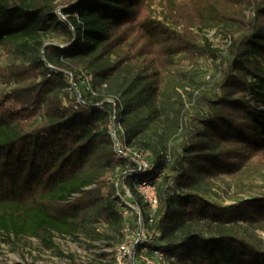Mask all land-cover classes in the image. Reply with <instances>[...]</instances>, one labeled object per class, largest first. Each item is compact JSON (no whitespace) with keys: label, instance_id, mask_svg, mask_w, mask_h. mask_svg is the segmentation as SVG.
Returning a JSON list of instances; mask_svg holds the SVG:
<instances>
[{"label":"trees","instance_id":"1","mask_svg":"<svg viewBox=\"0 0 264 264\" xmlns=\"http://www.w3.org/2000/svg\"><path fill=\"white\" fill-rule=\"evenodd\" d=\"M208 29L225 50L197 38ZM1 56V234L58 249L55 235L98 239L102 225L117 246L130 203L166 264H264V193L210 195L218 177L264 168V0H0ZM204 59L217 72L199 82ZM114 108L150 170L116 156ZM142 180L155 183L151 216Z\"/></svg>","mask_w":264,"mask_h":264},{"label":"rangeland","instance_id":"2","mask_svg":"<svg viewBox=\"0 0 264 264\" xmlns=\"http://www.w3.org/2000/svg\"><path fill=\"white\" fill-rule=\"evenodd\" d=\"M151 18L155 20H163L165 9L158 2L150 4ZM199 40L207 39L214 47L221 50L227 48V39L224 34L216 29L205 30L204 33L195 31ZM7 58L1 56L0 67L5 64ZM199 75L197 81L208 80L209 77L217 72L216 63L210 59H204L200 62ZM191 70L190 66L182 65L177 71ZM9 90V87L0 81V96ZM185 100L188 101L187 94H183ZM8 101L4 103L6 106ZM144 136H149L145 134ZM260 161L264 164V150L260 155ZM210 186L211 197L222 204H231L241 198H247L259 193H264V168L253 173L250 178H238L222 175L212 181ZM126 199V198H125ZM130 220H134V216H130ZM98 230L106 233L108 236L100 235L98 239H90L80 236L79 240H74L68 236L53 237L55 247L45 246L38 237L20 235L17 237L6 236L0 233V264H18L23 262H35L37 264H89L90 262L109 261L113 258L116 243L109 236H116L114 232L106 229L102 225H98ZM256 234L264 240V230H256ZM61 254H60V253ZM68 256H71L69 258Z\"/></svg>","mask_w":264,"mask_h":264},{"label":"built area","instance_id":"3","mask_svg":"<svg viewBox=\"0 0 264 264\" xmlns=\"http://www.w3.org/2000/svg\"><path fill=\"white\" fill-rule=\"evenodd\" d=\"M109 134L113 140V147L116 156L132 162L137 170H150L152 165L148 160V152L134 149L123 141V128L116 119V109H113L109 123ZM136 191L146 204L149 215L154 212L157 205L156 188L153 181L142 180L135 184ZM125 189V198H131L129 190ZM127 203V202H125ZM129 207L123 208V217L126 224L123 227V239L115 247L114 259L116 264H166L163 254L158 250L148 252L147 242H149L156 233H150L145 228V223L140 208L137 205L127 203ZM134 220H130V216ZM150 221V219H149Z\"/></svg>","mask_w":264,"mask_h":264}]
</instances>
